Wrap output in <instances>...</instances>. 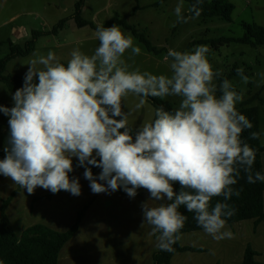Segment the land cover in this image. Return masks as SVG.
<instances>
[{
    "label": "clouds",
    "instance_id": "1",
    "mask_svg": "<svg viewBox=\"0 0 264 264\" xmlns=\"http://www.w3.org/2000/svg\"><path fill=\"white\" fill-rule=\"evenodd\" d=\"M200 3L191 5L192 18L200 15ZM183 9L184 0H179L174 9L177 23L187 22ZM93 35L99 46L91 55L74 49L65 65L49 51L34 53L28 61L23 86L12 95L14 106L0 105V112L9 117L0 175L29 195L39 187L78 197L79 179L69 175L76 158L93 194L122 189L134 199L140 189L149 193L141 205V227H151L149 235L156 237L161 251L173 252L181 239L187 220L181 206L214 240L231 239L233 234L224 229L234 209L226 202L212 206L211 201L238 197L240 191L233 186L241 173L250 184L264 182V174L253 172L255 149L241 138L253 127L236 107L244 99L243 90L236 91L227 78L216 82L222 72L214 71L207 60V46L168 49L163 59L169 62V72L157 75L130 69L125 53L131 50L135 56L141 49L119 26L99 25ZM236 72L247 85L244 69ZM129 94L139 98L135 110L149 97H173L179 103L172 110L156 107L153 119L133 129L132 113L122 106ZM259 137L251 133L252 139ZM89 166L101 169L99 175Z\"/></svg>",
    "mask_w": 264,
    "mask_h": 264
},
{
    "label": "rangeland",
    "instance_id": "2",
    "mask_svg": "<svg viewBox=\"0 0 264 264\" xmlns=\"http://www.w3.org/2000/svg\"><path fill=\"white\" fill-rule=\"evenodd\" d=\"M161 1V2H160ZM233 3L234 10L231 21L212 17L202 19L192 18L189 5L184 0L183 14H187V22L177 23L174 9L179 0H85L80 16L82 19L99 26L106 23L117 14L136 32L143 34L156 48L149 52L133 35L130 29L119 26L125 34L130 33L134 45L140 47L139 55L133 56L131 50L125 53L124 59L130 69L139 68L153 74H168V63L163 59L168 49L191 51L196 46H207L206 58L214 71H221L228 77L233 64L239 67L251 68L254 72L252 80L247 85L241 83L239 76L228 77L236 91L243 90L244 99L256 91H260L262 102L255 101L252 105L259 107L261 144L264 145V47L253 48L246 44L235 42H216L219 38L239 37L243 30L241 22L256 23L264 11V0H228ZM77 0H0V41H11L23 45L33 31L50 32L60 20L66 19L62 28L55 33H45L35 40L33 50L24 57L10 60L6 64L4 74L23 75L27 71L28 61L34 53L46 55L55 52L59 62L66 63L70 53L79 49L91 55L99 46L94 38L96 29L90 26L78 27L72 19ZM134 8H136L134 10ZM194 40L202 43L192 44ZM232 65V66H231ZM224 73V74H223ZM257 74L260 77H257ZM12 95L7 86L0 81V105L13 106ZM218 95V94H217ZM137 97L129 94L122 102L124 111H131L129 126L136 128L145 121L154 118V107L146 102L143 108L135 110ZM178 106L179 99L168 97L163 99ZM9 117L0 112V149L4 151L9 136Z\"/></svg>",
    "mask_w": 264,
    "mask_h": 264
},
{
    "label": "crops",
    "instance_id": "3",
    "mask_svg": "<svg viewBox=\"0 0 264 264\" xmlns=\"http://www.w3.org/2000/svg\"><path fill=\"white\" fill-rule=\"evenodd\" d=\"M258 15L259 21L253 23L264 27V11ZM244 69H249L252 80L254 72L251 74V68ZM256 94L259 99L250 105L262 102L260 91L250 94L245 101ZM4 157L5 152L0 149V160ZM261 159L264 171V151ZM73 162L78 163V160L73 158ZM84 171L85 168L78 167L69 174L70 178L79 179L81 195L78 197L66 191L53 194L39 187L29 195L0 175V206L4 207L17 239L34 225L56 233L74 228L59 249L57 264H153V256L159 250L156 237L149 235L151 227L148 224L141 227V205L148 201L149 193L140 189L134 199L119 190L111 194H93ZM100 171L96 170L93 175L98 176ZM149 205L156 206V202L149 201ZM224 230L233 234L231 239L217 241L203 230L180 234V245L189 250L174 253L168 264H240L247 247L255 252L256 264H264V219L226 224Z\"/></svg>",
    "mask_w": 264,
    "mask_h": 264
},
{
    "label": "trees",
    "instance_id": "4",
    "mask_svg": "<svg viewBox=\"0 0 264 264\" xmlns=\"http://www.w3.org/2000/svg\"><path fill=\"white\" fill-rule=\"evenodd\" d=\"M185 1L188 3L189 9L191 5L195 3V0ZM84 2L85 0H77L74 12L71 17L75 20V23L78 27L90 26L91 28L96 29V25H94L92 22L82 19L80 16ZM198 7L201 9L200 15L198 16L199 18L207 19L217 17L225 21H231V15L234 10L233 3L229 2L228 0H201V3L198 5ZM135 9L136 8H134V10ZM183 15L185 18H187L186 13ZM191 16H193L192 13ZM65 21L66 19L60 20L52 27L50 32L33 31L31 37L23 45H19L10 39L6 41H0V81L7 86V89L11 94H14L17 89L23 86V78L25 74H4L6 64L10 60L27 56L33 50L35 40L39 36L45 33H55L57 29L63 27ZM112 25L122 26L126 29H130L133 35L149 52H156V48L151 45V43L143 34L136 32L132 27L126 24L124 19L119 18L117 14H114L111 19L103 24L105 27H111ZM241 26L243 30L241 36L219 38L216 40V42H235L246 44L253 48L264 47V27L254 23L246 22H241ZM202 42L204 41L194 40L191 43L195 44ZM64 64L66 65V63ZM237 68L241 67L235 64L232 66L228 74L229 78L238 76L236 72ZM244 74L249 77V69H244ZM228 77L226 76L227 79H229ZM223 78L225 77L222 75V77L218 78L216 82L219 83V80ZM217 94L219 95V93ZM257 98L259 99L257 94L253 95L241 103L239 107H237V110L241 114L245 115L253 125L252 129L245 130L241 137L244 142L248 143L249 146L256 151L253 172H260L261 174H264L261 159V154L264 151V145L261 144V134L259 139L251 138L252 132L260 133V117L258 108L254 105H250V103ZM147 102L150 103L154 109L159 106H163L166 110H172L174 108L172 103H167L160 98L149 97ZM77 165L78 163L73 162V168H78ZM89 167H91L93 173L96 170H101L96 167ZM233 187L234 189L240 191V195L238 197L233 195V197L228 201H224L223 197H215L211 201L212 206H214L217 202H226L234 209V215L230 218H227L226 224H233L238 221L249 219H255L257 222L263 220L264 182L257 181L254 184H250L247 182L244 173H241L237 184ZM174 189L178 192L179 185H175ZM119 191L127 196V194L122 189ZM179 211L187 217L185 225L180 234L189 231L202 230L197 226V223L193 218V213L187 212L183 206L180 207ZM73 231L74 228L67 231L66 233H56L44 226L34 225L25 229L18 240L5 214L4 207L0 206V264H57L59 249L63 243L69 239ZM173 248V252L161 251L159 249L153 256V264H168L171 256L174 253L183 250H189L188 248L182 247L179 241L173 245ZM240 264H256L255 252L250 247L245 249L243 259Z\"/></svg>",
    "mask_w": 264,
    "mask_h": 264
},
{
    "label": "water",
    "instance_id": "5",
    "mask_svg": "<svg viewBox=\"0 0 264 264\" xmlns=\"http://www.w3.org/2000/svg\"><path fill=\"white\" fill-rule=\"evenodd\" d=\"M191 15V13H189Z\"/></svg>",
    "mask_w": 264,
    "mask_h": 264
}]
</instances>
